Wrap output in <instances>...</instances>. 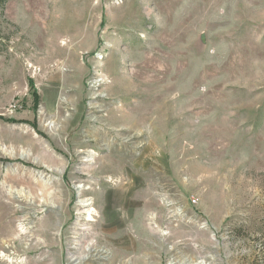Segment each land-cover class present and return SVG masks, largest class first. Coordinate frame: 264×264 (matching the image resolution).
Returning a JSON list of instances; mask_svg holds the SVG:
<instances>
[{"label":"rangeland","instance_id":"1","mask_svg":"<svg viewBox=\"0 0 264 264\" xmlns=\"http://www.w3.org/2000/svg\"><path fill=\"white\" fill-rule=\"evenodd\" d=\"M44 258L264 264V0H0V264Z\"/></svg>","mask_w":264,"mask_h":264},{"label":"bare ground","instance_id":"2","mask_svg":"<svg viewBox=\"0 0 264 264\" xmlns=\"http://www.w3.org/2000/svg\"><path fill=\"white\" fill-rule=\"evenodd\" d=\"M12 192V191H11ZM23 192H18V197H26L25 195L23 196ZM29 202H31V201H29ZM26 231H27V229L26 228H24V227H21V229H20V232H22L24 235H26ZM47 263V259L46 258H44L43 260H41V261H39V260H36V261H30V263L29 264H46ZM48 264V263H47Z\"/></svg>","mask_w":264,"mask_h":264}]
</instances>
